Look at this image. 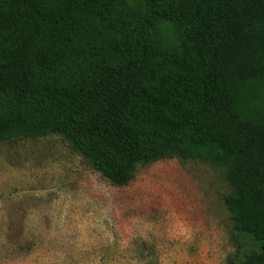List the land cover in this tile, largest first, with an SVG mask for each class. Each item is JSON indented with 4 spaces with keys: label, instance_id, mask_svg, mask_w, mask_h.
<instances>
[{
    "label": "trees",
    "instance_id": "trees-1",
    "mask_svg": "<svg viewBox=\"0 0 264 264\" xmlns=\"http://www.w3.org/2000/svg\"><path fill=\"white\" fill-rule=\"evenodd\" d=\"M123 1L0 0V142L57 135L114 187L174 158L221 168L228 264H264V0H139L136 22Z\"/></svg>",
    "mask_w": 264,
    "mask_h": 264
},
{
    "label": "rangeland",
    "instance_id": "rangeland-1",
    "mask_svg": "<svg viewBox=\"0 0 264 264\" xmlns=\"http://www.w3.org/2000/svg\"><path fill=\"white\" fill-rule=\"evenodd\" d=\"M137 1L121 4L125 22L142 16ZM158 21L148 43L166 47ZM228 191L221 168L196 160L138 165L114 187L57 135L0 142V264H228Z\"/></svg>",
    "mask_w": 264,
    "mask_h": 264
}]
</instances>
